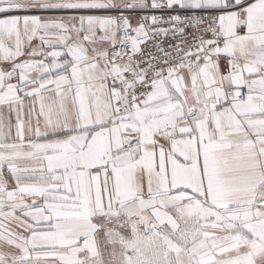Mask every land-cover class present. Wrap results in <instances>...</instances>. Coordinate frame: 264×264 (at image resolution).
<instances>
[{"label":"snow or ice","instance_id":"6c2138e0","mask_svg":"<svg viewBox=\"0 0 264 264\" xmlns=\"http://www.w3.org/2000/svg\"><path fill=\"white\" fill-rule=\"evenodd\" d=\"M0 264H264V0H0Z\"/></svg>","mask_w":264,"mask_h":264}]
</instances>
